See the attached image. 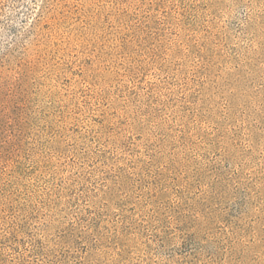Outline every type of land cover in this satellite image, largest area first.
Instances as JSON below:
<instances>
[{"label": "rangeland", "instance_id": "374dc122", "mask_svg": "<svg viewBox=\"0 0 264 264\" xmlns=\"http://www.w3.org/2000/svg\"><path fill=\"white\" fill-rule=\"evenodd\" d=\"M0 264H264V0H0Z\"/></svg>", "mask_w": 264, "mask_h": 264}]
</instances>
